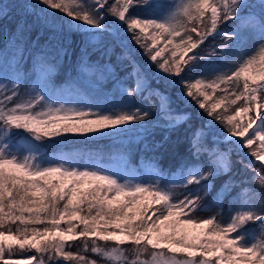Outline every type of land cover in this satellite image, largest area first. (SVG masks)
I'll return each instance as SVG.
<instances>
[{
	"label": "snow or ice",
	"instance_id": "1",
	"mask_svg": "<svg viewBox=\"0 0 264 264\" xmlns=\"http://www.w3.org/2000/svg\"><path fill=\"white\" fill-rule=\"evenodd\" d=\"M19 6L18 38L39 29L34 43L45 35L41 47L66 57L71 37L79 35V72L110 78L114 87L111 99L56 106L50 102L54 66H37L26 97L18 67L0 73V264H264V0L255 7L250 0H20ZM210 37L221 43L207 56L194 51ZM168 45L171 56L162 57ZM117 65L129 71L121 77ZM217 89L223 95L209 105ZM241 114L247 123H235ZM152 127L187 129L183 162L173 173L150 164L144 179L124 174L126 167H102L91 158L50 160L41 151L48 141L69 143L52 139L62 133H79L87 143ZM21 132L26 146L16 143ZM237 165L252 177L236 179ZM145 197L160 205L147 217ZM226 198V219L222 212L201 215L213 205L222 209ZM195 229L201 231L192 234ZM17 246L35 254L21 256Z\"/></svg>",
	"mask_w": 264,
	"mask_h": 264
},
{
	"label": "trees",
	"instance_id": "2",
	"mask_svg": "<svg viewBox=\"0 0 264 264\" xmlns=\"http://www.w3.org/2000/svg\"><path fill=\"white\" fill-rule=\"evenodd\" d=\"M255 7L258 4V0H250ZM7 5V7H4ZM20 0H0V9L3 10L6 15H0V73H7L11 75L14 70L18 67L21 75V86L30 85L36 79L35 69L39 65L54 66V71L51 77V83L55 88V93L52 94V100L60 102L70 99H79L81 103L89 104L94 101L104 100L107 96L109 99L112 98L113 93V82L110 78L99 80L96 76L91 74L80 73L77 68V60L79 56L80 41L81 37L74 34L71 39L75 41L71 50H69L65 57L63 53L59 55L51 48H42L44 45L46 36L41 35L39 45L34 43L37 39V33L39 29L34 28L31 36L29 37L25 33V38H18L17 24L21 21L22 17L20 13ZM258 11V9H257ZM137 14H143V9H135ZM59 15V13L57 14ZM28 23L33 22V17L27 18ZM232 22L223 25L224 28H229ZM195 36V34H193ZM179 37L175 39L178 42ZM221 43L220 39H213L210 37L203 45H200L194 51L201 52L207 56V53L214 44ZM133 47H135L133 45ZM252 45H248L244 50L245 52L251 50ZM119 52V48H117ZM191 55V53H189ZM232 55V54H230ZM95 59V57H93ZM214 61L215 57H212ZM137 60L143 66L147 61L141 55H139V49H137ZM206 61H201V64ZM218 62V61H217ZM112 63L116 65L115 56H113ZM117 73L122 77L129 69H121L119 65L116 66ZM131 83L130 81L128 82ZM70 88V90H68ZM23 92L25 89L20 88ZM116 101H119V97H116ZM141 107H147V104L140 103ZM244 103L238 101V105ZM192 111H197L193 109ZM187 135V129L181 128L177 131L169 132L168 129L163 127H152L147 133L142 130L131 132L125 136L119 138H103L92 142H83V139L69 138V143L58 144L51 146V141H48L49 146L42 148L41 150L49 157L50 160L57 159L60 156L75 157L78 161L87 162L89 158L93 159L100 165H106L119 161H126L134 166H146L155 165L163 171L165 175L175 172L180 164L183 162L185 155L184 145ZM165 136L168 137V141L164 148L156 151L147 150L151 148V145L161 141ZM53 139V138H52ZM60 140V139H53ZM230 147L227 144H222L221 148L226 150ZM233 160L237 159L235 153H233ZM239 174L236 179H250L252 177L251 172H245L240 169L237 165L235 169ZM217 188L219 187L220 181H216ZM256 187L255 184L251 185ZM192 189L197 186L192 185ZM177 192L183 193L185 189L177 188ZM215 195V190L210 194L208 200L205 203L211 201V197ZM228 199L226 198L223 203V208H217L215 205L212 206V211H205L201 215H211L212 212H222L225 219L229 215ZM18 223V222H17ZM38 226V225H37ZM14 228L15 225H12ZM254 227V226H253ZM91 237L89 239H94ZM83 239V238H81ZM80 239L76 241H68V244H79ZM68 244L65 248L67 250ZM130 247V245H125ZM75 251V248L72 249ZM16 252L21 256H31L35 254V250L27 251L20 250L17 246ZM90 258H96L94 254H89ZM199 258V257H197ZM63 261V257L57 258ZM35 264V262H33ZM63 264H74L72 261H63Z\"/></svg>",
	"mask_w": 264,
	"mask_h": 264
},
{
	"label": "rangeland",
	"instance_id": "3",
	"mask_svg": "<svg viewBox=\"0 0 264 264\" xmlns=\"http://www.w3.org/2000/svg\"><path fill=\"white\" fill-rule=\"evenodd\" d=\"M57 14H58V13H57ZM150 31H151V30H150ZM148 43L151 44L152 41H151V40H148ZM165 43H166V37H165V38H160V39L158 40V42H157L156 47H157V48H164ZM174 43H175V41H174ZM171 51H172V45H168L167 49H165V51L162 53V57H163V56H171ZM162 57H160V58H158V59H162ZM35 80H36V79H35ZM35 80H34L33 82H31L30 85L27 84V85H25V86H21V88H23V89H25V90H26V89H30V88L32 87V84L35 82ZM41 83L43 84V81H41ZM242 83H243V80H241V84H242ZM223 87H224V86L221 85V88H223ZM208 91H209V93L211 94V89H209ZM20 92H21V91H20ZM21 94H22V95H25V97H26V95H27L25 91L21 92ZM221 95H223V93L221 92L220 89H217L216 93L212 95V100L207 101V103H208L209 105H211V103H213V102H215L216 100H218V98H219ZM50 102H55V101L52 100V101H50ZM59 103H65L66 106H77V107H79V106H83V105H84V103H81L79 99H78V100H77V99H70V100H64V99H63V100L60 101V102H55L56 106H58ZM237 105H238V102H237ZM237 105H233L232 108H233V109L236 108ZM226 107H228L227 102H225V104H223L219 109H217V111H218V112H223L224 109H225ZM192 110H193V109H192ZM230 110H231V109H230ZM252 114H253V113H249V115H252ZM235 123H241V124L247 123V119H246V117L244 116V114H241V116L237 118V121H235ZM24 135H26V134L23 133V132H21L20 137H18V138L16 139V143H17L18 145H22V146H26V145H27V141H25V140L23 139V136H24ZM64 137H68V138H76V139H83V137H82L79 133H62V136H61V137H53V139H62V138H64ZM234 139H235V138H234ZM41 151H42V150H41ZM245 151H247V150H245ZM42 153H43V151H42ZM25 154H27V153L25 152ZM47 158L49 159V157H47ZM101 166H102V167H107V168H123V167H126V168L128 169V171L125 172L124 174H126V175H129V174H130V175H134V176H136V177H141V176H142L144 179H148L149 176L152 174L149 165H146V166L141 165V166L136 167V166H134L133 164H130V163L126 162V161H119V160H116V161L113 162V163L106 164V165H101ZM53 182H58L57 178H53ZM68 183L70 184V182H68ZM85 187H87V183L85 184ZM110 196H111V194H110ZM118 199H120V200H124V199H126V198H125V197H120V198H118ZM61 203H63V202H61ZM143 203L149 205L148 212L145 214L146 217H147V216H151L153 210L156 209V208H159V207H160V205L152 204V203H151V198H149V197H145L144 200H143ZM82 207L85 208V213H83V214H87V213H86V207H87V206H86V205H83ZM152 218L155 219L154 216H153ZM138 222H139V217H137L136 221H134L133 223H138ZM73 223H79L78 218L74 219V220H73ZM36 227H40V228H42L43 225H38V226H36ZM60 227H62V228H66L67 225L65 224V222L62 221L61 224H60ZM81 227H82V226H81ZM79 230H80V229L78 228L77 231H79ZM111 230H113V229H112V228H109V231H111ZM200 231H201L200 229L190 230V232H191L192 234L199 233ZM120 238H122V237H120Z\"/></svg>",
	"mask_w": 264,
	"mask_h": 264
}]
</instances>
